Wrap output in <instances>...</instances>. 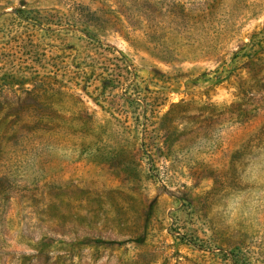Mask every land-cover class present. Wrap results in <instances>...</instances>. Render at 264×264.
Segmentation results:
<instances>
[{
	"label": "rangeland",
	"instance_id": "1",
	"mask_svg": "<svg viewBox=\"0 0 264 264\" xmlns=\"http://www.w3.org/2000/svg\"><path fill=\"white\" fill-rule=\"evenodd\" d=\"M0 264H264V0H0Z\"/></svg>",
	"mask_w": 264,
	"mask_h": 264
},
{
	"label": "trees",
	"instance_id": "2",
	"mask_svg": "<svg viewBox=\"0 0 264 264\" xmlns=\"http://www.w3.org/2000/svg\"><path fill=\"white\" fill-rule=\"evenodd\" d=\"M118 84H120V82H118ZM126 93V92H125ZM128 94L129 93H126V94H124V95H126L125 96V98H127V100H126V102L128 103V104H134V103H139V99H137V98H132L133 96H128ZM115 97V96H114ZM129 101V102H128ZM148 110H145V111H143L142 110V112L141 113H134V119H135V126H134V128L133 129H131V128H127L128 130H131V133H134L135 131H136V129H137V131H138V128H142L143 126H144V132H147V129L145 128L146 126H147V123H148V121H149V118H148V112H147ZM133 113V112H132ZM155 113V112H154Z\"/></svg>",
	"mask_w": 264,
	"mask_h": 264
}]
</instances>
